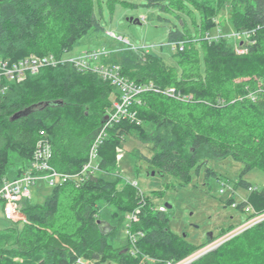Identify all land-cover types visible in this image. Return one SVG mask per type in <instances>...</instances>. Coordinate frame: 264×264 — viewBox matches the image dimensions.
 Masks as SVG:
<instances>
[{"label": "trees", "instance_id": "1", "mask_svg": "<svg viewBox=\"0 0 264 264\" xmlns=\"http://www.w3.org/2000/svg\"><path fill=\"white\" fill-rule=\"evenodd\" d=\"M103 4L110 11L117 4L154 8L175 19L167 43L176 49V64L130 48L111 61L125 79L149 89L105 127L94 173L54 186L41 203H20L25 221L0 229V264H174L233 229L197 245L172 232L167 210L160 212L150 196L116 172L121 143L129 136L149 146L151 156L141 155L149 169L182 186L202 164L206 181L217 178L207 166L212 159H232L243 166L242 175L254 168L264 172V0H0V61L64 59L19 81L0 76V182L29 171L40 139L49 141L50 165L59 173L77 175L87 161L118 90L65 56L80 39L103 31L95 14ZM224 9L235 31L233 45L210 35ZM89 53L88 65L108 61L106 53L84 54ZM167 89L176 95L164 94ZM112 173L113 179L103 176ZM237 184L251 186L242 179ZM101 202L113 209L114 225L107 230ZM248 203L264 212V186L254 189ZM250 205L241 202L238 209ZM135 211L134 243L126 238L116 244L127 214ZM191 264H264V222Z\"/></svg>", "mask_w": 264, "mask_h": 264}, {"label": "rangeland", "instance_id": "2", "mask_svg": "<svg viewBox=\"0 0 264 264\" xmlns=\"http://www.w3.org/2000/svg\"><path fill=\"white\" fill-rule=\"evenodd\" d=\"M95 14L103 31L77 41L65 57L76 58L87 52L106 53L108 61L101 65L110 66L112 60L120 58L123 49L130 48L133 51L141 49L149 52L161 58L167 65L175 66L173 55L176 49L167 43V37L169 30L174 29L173 26L177 22L169 15L160 13L154 8L125 7L120 4H117L112 11L103 4L102 11L99 12L96 9ZM160 18L168 19L170 22L160 20ZM216 21L217 27L210 35L212 37L225 36L228 43L233 45L235 31L226 9L219 14ZM237 51L238 54L245 53L244 50L238 49ZM141 155L151 156L149 146L133 137H127L122 141L119 149V168L116 172L120 173L122 182L135 184L140 192L150 196L155 205H168L170 208L166 210L170 230L178 235L186 236L190 243L200 244L210 234L218 235L223 228L230 225L236 228L253 216L257 217L254 219L264 222V212L256 211L248 203V198L254 190L248 191L247 188L237 184L242 179L254 189L261 190L264 186L263 171L254 168L242 175L243 166L232 159H212L209 160L207 166L216 173L217 178L213 177L206 181V166L202 164L200 167L197 166L198 172L197 167L193 168L191 181L182 186L174 178L149 169ZM13 172L14 169H11V173ZM103 176L113 179L112 177L117 175L112 173L103 174ZM51 188L53 187L49 186L46 181L36 182L30 188L29 202L31 204L41 203L50 193ZM229 196L233 197V202L227 203ZM241 202H245L250 207L246 206L245 210L241 211L238 209ZM99 207L103 228L107 230L114 225L110 217L113 209L108 208L102 202ZM10 224L11 222L3 218L0 204V229ZM125 225L126 221L117 233L116 244L126 242ZM219 237L220 235L217 238ZM164 263L152 262V264Z\"/></svg>", "mask_w": 264, "mask_h": 264}, {"label": "built area", "instance_id": "3", "mask_svg": "<svg viewBox=\"0 0 264 264\" xmlns=\"http://www.w3.org/2000/svg\"><path fill=\"white\" fill-rule=\"evenodd\" d=\"M90 54L92 55V53L83 54L76 58H67L65 60L76 68L88 69L98 74L104 80L111 82V84L117 87L118 96L112 104V112L110 113V115H108L106 125L93 139L89 147L87 161L83 164L80 172L77 175L59 173L58 171L53 169L50 165L52 152L49 141L47 139L38 140L33 151L29 171L23 173L18 178L2 179L0 182V204L2 206V215L5 221L11 223L25 221L24 216L19 211V205L22 201L29 199L31 195L30 188L32 185L36 184V182L46 181L49 186L54 187L71 179L81 181L86 175L94 173L97 170V150L102 142L103 131L105 127L113 121H118L120 117L126 113L127 108L132 104L133 100L137 98L138 94H140L144 90L149 89L147 87L138 86L121 76L119 66H103L96 64L88 65L91 56ZM98 55L99 54L97 53L93 56L94 58H96L98 57ZM63 60L64 59H56L55 57L50 55L42 58L30 57L26 60L14 64H9L7 61H0V76H5L9 80L19 81L25 77L27 72L34 74L42 67H54L59 63H62ZM163 93L170 97L176 95L174 89H167L163 91ZM95 161L96 164H94ZM131 184L135 186V184ZM247 190L253 191L254 188L252 186H249ZM231 206L235 207L234 204H231ZM158 210L160 212H165L166 207L164 205H160L158 207ZM254 217L255 216L246 220V222H243L236 228H233L219 238H216L213 242L206 244L191 255L174 264H191L199 257L216 249L227 240H230L236 235L261 222L258 219H254ZM136 222H138L136 211L127 214L125 235L127 240L132 244L135 241V236L131 232V225ZM78 264H87V262L79 260Z\"/></svg>", "mask_w": 264, "mask_h": 264}, {"label": "water", "instance_id": "4", "mask_svg": "<svg viewBox=\"0 0 264 264\" xmlns=\"http://www.w3.org/2000/svg\"><path fill=\"white\" fill-rule=\"evenodd\" d=\"M130 21L133 22L132 20H130ZM137 22H138V21H137ZM138 24H139V23H138ZM165 207H166V209H167V208H170L168 205H166ZM210 235H211V234H210ZM210 235H209V236H210ZM209 236H208V237H209Z\"/></svg>", "mask_w": 264, "mask_h": 264}, {"label": "flooded vegetation", "instance_id": "5", "mask_svg": "<svg viewBox=\"0 0 264 264\" xmlns=\"http://www.w3.org/2000/svg\"><path fill=\"white\" fill-rule=\"evenodd\" d=\"M210 236H212V235H210Z\"/></svg>", "mask_w": 264, "mask_h": 264}]
</instances>
